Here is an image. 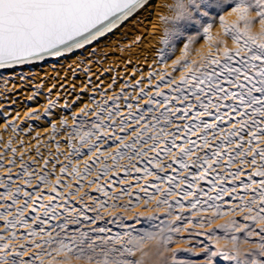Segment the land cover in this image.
I'll list each match as a JSON object with an SVG mask.
<instances>
[{
    "label": "snow or ice",
    "instance_id": "1",
    "mask_svg": "<svg viewBox=\"0 0 264 264\" xmlns=\"http://www.w3.org/2000/svg\"><path fill=\"white\" fill-rule=\"evenodd\" d=\"M150 2L0 0V70L83 49L147 9ZM161 20L165 25L161 61L174 56L178 45L180 52L171 72L160 77L171 95L160 90L161 84L152 96L141 89V98L148 96L147 107H137L138 115L129 111L119 120L116 105L111 111L99 105L91 113L84 110V116L96 119L86 130L84 121L73 128L81 145L74 147L73 155L88 156L91 162H84L82 172L72 167L69 173L70 165L59 169L74 177L78 187L73 191L71 184L63 185L69 191L61 193L57 189L62 180L56 177L51 186L55 195L47 205H39L42 216L33 206L31 222L25 218L29 202L35 205L42 196L34 198L25 191L23 204L16 207L19 187L15 193H0V199L5 195L11 199L0 211V264H186L178 253L187 250L170 247L181 232L190 231L185 223L208 229L195 233L205 238L199 241L205 264H216L217 258L228 264H264V0H175ZM176 72L178 79L172 75ZM127 107L131 110L133 105ZM160 108L164 110L159 115L153 114ZM116 127L122 134L115 132ZM101 156L111 159L112 165L100 162ZM224 156L226 175L214 167ZM122 160L128 163L121 164ZM234 163L238 166L232 170ZM22 169L27 171L24 165ZM94 170L97 175L88 186L96 184L95 191L104 198H91V205L79 210L67 207ZM110 172L118 179L100 184ZM132 173L137 174L135 183H125ZM38 180L49 183L47 174ZM25 183L30 184V178ZM87 195H80L82 203ZM124 197L129 199L121 204ZM57 198L64 203L53 204ZM150 205H154L150 215L134 211L141 207L149 211ZM57 208L77 215L52 225L49 221L61 215ZM118 209L133 212L131 222ZM70 223L76 227L70 229ZM17 226L27 229L19 237L26 242L10 243L18 239Z\"/></svg>",
    "mask_w": 264,
    "mask_h": 264
},
{
    "label": "bare ground",
    "instance_id": "2",
    "mask_svg": "<svg viewBox=\"0 0 264 264\" xmlns=\"http://www.w3.org/2000/svg\"><path fill=\"white\" fill-rule=\"evenodd\" d=\"M174 2L175 0H151L147 9L138 10L110 33H105L103 37L98 38L92 44L73 53L65 54L63 57L29 63L11 70H0V185H8L7 189L0 187V193H15L16 188L19 187L21 191L17 197L16 207L23 204L25 191L32 193L34 198L42 196L43 199L37 204L33 205L32 202H29V208L25 209V218L30 222L31 216L35 215L30 212V208L36 206L37 214L42 216L44 209L39 205H47L50 197L55 195L51 192V186L56 177L59 176L62 180V186H58L57 189L61 193L66 194L69 191V188L63 185L71 184L73 191L78 187L74 177L60 173L61 167L70 165L69 173L72 167H77L82 172L84 162L86 160L91 162L88 156L73 155L74 147L81 148L79 138L73 134V128L80 121H84V130H86L90 122L96 119L95 115L84 116V110L91 113L93 110H98L97 105H99L111 111L112 107L116 105L120 115L115 119L119 120L122 117L127 118L129 111L138 115L137 107L141 109L147 107L148 96L141 98V89L152 96L156 91V85L161 84L160 90L171 95L168 93V89L163 87L160 77L165 72H171L173 60L179 57L180 52L178 45L174 56L169 57L166 63L161 61V50L165 49V45L162 43L165 25L161 17L170 14V7ZM218 30V27L215 28L214 33ZM199 46V44L196 45V47ZM153 73L156 75H150ZM172 75L178 79L180 72ZM114 97H120V99L114 100ZM156 99L160 100L161 98L156 97ZM128 104L133 105L131 110L127 107ZM175 106L185 107L181 103H176ZM163 110L160 108L153 114L159 115ZM104 115L107 116V112ZM145 115L149 119L151 118V114L145 112ZM173 119L175 120V118ZM206 119L211 120L212 118ZM129 122L135 126L134 122L131 120ZM186 122L188 121H175L181 125ZM161 123L163 124V120ZM221 127L227 128L228 125ZM114 130L117 134H122L119 127ZM172 130L173 128L168 129V131ZM209 138L211 139V136ZM192 139H196V137H192ZM218 142L217 140L214 143ZM81 150H86V148ZM13 160L14 164L11 163ZM226 161L227 156H224L219 167L214 165L217 171L225 175L228 172L224 166ZM100 162L112 165L111 159L105 160L104 156L100 157ZM120 163L127 164L128 161L122 160ZM22 165L27 167V171L22 169ZM54 166L55 172L53 173ZM137 166L142 167V165ZM237 166L234 163L232 170H235ZM98 167L99 163L93 165L94 169ZM30 173L31 177H29ZM45 174L48 175L49 180L47 185L38 180L40 175ZM96 175L97 172L94 170L81 182L84 187L76 196L69 198L67 207H75L79 210L85 204L91 205V198H104L101 193L95 191L96 184L88 186V181L95 179ZM135 175L137 174L132 173L124 182L135 183L133 180ZM29 178L30 184H26L25 181ZM109 178L118 179L110 172L108 177H102L99 183L104 184ZM119 179H123V173ZM203 186L205 189L209 187L206 184ZM226 186L231 187L230 184ZM119 187V185L115 187L116 192L119 191ZM132 191H136V189H132ZM85 192L88 195L84 197L82 203L80 195ZM128 199V197H124L120 203H127ZM10 203L11 199L5 195L0 199V211L3 210L4 205ZM63 203L64 201L60 198L53 201V204ZM185 203L187 204V202ZM153 208L154 205H150L149 211H145L143 207L134 211L150 215ZM56 210L61 215L56 220L49 221L52 225L62 222L66 216L77 215L76 212L65 213L62 208ZM158 211L163 216V209ZM11 212L15 213V208L11 209ZM118 212L129 216L127 222H131L130 218L133 212L124 213L122 209H118ZM177 212L179 213L180 210L177 209ZM88 214L93 215V213ZM104 215L106 219H111L107 212ZM184 215H188L187 211L184 212ZM216 223H222V221ZM2 225L3 221H0V231H2ZM84 226L88 227V222H84ZM215 226V224L212 225L213 228ZM73 227L76 225L70 223L69 228ZM109 227H113L114 231L117 230L113 225H109ZM184 227L193 233L208 231L207 228L200 229L187 223L184 224ZM16 232L17 241H10V243L26 242L20 240L19 237L21 233H26L27 229L17 226ZM5 235L7 234L5 233ZM199 239L204 240L205 238L201 236ZM137 255L139 256V253Z\"/></svg>",
    "mask_w": 264,
    "mask_h": 264
},
{
    "label": "rangeland",
    "instance_id": "3",
    "mask_svg": "<svg viewBox=\"0 0 264 264\" xmlns=\"http://www.w3.org/2000/svg\"><path fill=\"white\" fill-rule=\"evenodd\" d=\"M199 238H201V236H196L193 232H181L178 242L170 245V247L173 250L178 248L187 250L178 253V258L183 259L186 264H205L203 245L199 243L202 239ZM216 264H228V262L217 258Z\"/></svg>",
    "mask_w": 264,
    "mask_h": 264
},
{
    "label": "water",
    "instance_id": "4",
    "mask_svg": "<svg viewBox=\"0 0 264 264\" xmlns=\"http://www.w3.org/2000/svg\"><path fill=\"white\" fill-rule=\"evenodd\" d=\"M77 50H79V49H77ZM77 50H74V51H77ZM51 58H54V57H46L44 60L51 59ZM44 60H41V61H44ZM41 61H34V62H31V63H36V62H41ZM26 64H29V63H26ZM23 65H25V64H23ZM17 66H21V65H16L14 67H17Z\"/></svg>",
    "mask_w": 264,
    "mask_h": 264
}]
</instances>
